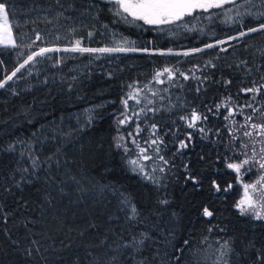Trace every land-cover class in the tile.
I'll return each mask as SVG.
<instances>
[{
  "label": "trees",
  "instance_id": "obj_1",
  "mask_svg": "<svg viewBox=\"0 0 264 264\" xmlns=\"http://www.w3.org/2000/svg\"><path fill=\"white\" fill-rule=\"evenodd\" d=\"M61 3L63 7L55 0H9L10 20L20 25L14 31L25 38L18 40L21 47L0 48V79L40 48L60 51L36 57L0 89V264H111L113 256L115 264H160V257L185 239L190 244L177 253L179 264H191L192 249L199 250L197 264H216L223 241L232 249L226 257L230 264H256V250L264 251V220L241 216L234 205L243 185L264 175L256 163H264V136L252 128L264 123V93L253 100L252 93L241 91L264 84V32L239 33L264 20H237L235 10L226 12L229 4L157 27L124 23L109 11L107 0ZM37 32L43 39L32 43ZM123 38L130 43L121 45ZM77 40L84 48L149 51H64ZM209 44L213 46L205 48ZM164 68L173 70L172 77L164 73L154 79ZM128 85L140 92L125 110L122 100L132 91ZM249 103L257 108L255 114L244 107ZM193 109L207 119L188 128L180 117H190ZM122 113L131 119L119 125ZM249 115L254 118L246 124ZM249 131L253 135L245 136ZM118 135L125 137L121 143L127 152L115 146ZM180 141L188 147L180 149ZM253 150L255 161L242 169L237 182L225 164L249 158ZM133 159L159 184L132 171L128 162ZM188 175L199 183L186 180ZM213 180L222 188L234 187L217 192ZM124 199L135 204L137 217L128 219ZM204 207L213 216H203ZM143 232L151 238L137 251L116 250L133 237L143 238Z\"/></svg>",
  "mask_w": 264,
  "mask_h": 264
},
{
  "label": "snow or ice",
  "instance_id": "obj_2",
  "mask_svg": "<svg viewBox=\"0 0 264 264\" xmlns=\"http://www.w3.org/2000/svg\"><path fill=\"white\" fill-rule=\"evenodd\" d=\"M56 4L60 7H63V4L61 3V0H55ZM107 3L111 5L109 8V11L113 14L114 17H118L121 21L127 24H135L136 21H143L144 24L147 25H154V26H162V25H171L178 21H183L185 17L193 16L194 13L198 11L202 12H209L211 9H221L223 10L225 8V5H232L231 8H228L226 10L227 13H231L233 10L236 12V18L237 20L242 21L245 17L248 19H255L257 21L264 20V0H243L241 3L240 0H107ZM72 5L69 3L68 7L70 8ZM217 13H212V15H216ZM14 15V14H13ZM58 15L63 16L64 13L60 12ZM129 17L131 19L129 20ZM228 22H233V18L231 15H228L227 17ZM19 24H13L10 20V7H9V0H0V48L4 49H16L18 47H21L18 43V40H23L25 38L24 35H18L14 29H19ZM161 31H163V28H160ZM254 32H264V23H258V27H249L247 29V32H240V36H245L248 33H254ZM89 37H91L93 34L89 32ZM42 35L37 32L35 34V40L32 41V43H35V41L42 40ZM229 39H233L230 37ZM130 41L127 40V38H123L121 41V45L129 44ZM218 43H223V41H218ZM81 42L80 40L75 41V44L71 48H65L64 51H71V52H88V53H120V52H135V51H144L148 52L149 49H137L135 47H124V46H117V47H105V48H84L80 46ZM27 47H31V44L26 45ZM213 45H205V48H210ZM53 51H60V49L56 48H40L39 51L32 52L31 55L27 57V59L24 60V63L21 64L18 68L15 69L11 73V75H5L3 79H0V89H5L8 87V82L12 81L14 77H16L17 73L20 72L22 68L25 67V65L29 64L30 62H35L36 57L44 56L45 53L53 52ZM171 52V49L168 50ZM193 52H200L202 49H192ZM162 55L164 53H161ZM189 53L185 52L184 55H188ZM0 63H3V61H0ZM241 63H245L244 61H241ZM178 71V69L176 70ZM164 73H167L169 78L173 75V70L170 68H164L161 71H157L155 73L154 79H158L160 76H162ZM180 75H184L183 73H180ZM185 79H188L187 76H185ZM262 80H264V77H261ZM162 82V81H160ZM226 84L231 83V81H225ZM130 93L128 94L127 98L122 100V104L124 105L125 110L128 109L129 104L128 101L132 99H136V97L139 95L140 90L135 89L133 85H128ZM13 93H15V89H12ZM245 94L252 93V99H256L257 94L264 93V84L255 85L250 88H244L241 90ZM155 95V93H154ZM228 100H231V97L228 98ZM222 101L221 104L216 105L217 108H220L222 104H225L228 102ZM244 107L250 108L252 112L255 114L257 112V108L253 107L251 103L244 105ZM240 109H236V111H239ZM88 111V110H86ZM233 114V110L229 109V115L231 116ZM121 115H124V119H120L118 121L119 125H123L128 122V120L131 119V117H128L124 113ZM261 117H264V112H261ZM229 117H225V119H228ZM253 116L249 115L246 117V124L251 122L253 120ZM181 120H185L187 122L188 128H195L197 125V122L201 119H207V117H202L200 113H198L195 109L192 110L190 117L181 116ZM153 130H155L156 125L152 126ZM252 128L258 129L259 131L256 132V135L264 136V123L259 124H252ZM137 131L139 132V126H137ZM200 131L203 133L204 129H200ZM131 135V133H129ZM245 136H252V132H245ZM115 139V146L117 148L124 147L125 151L127 152V146L122 144L121 142L125 139L124 136L118 135ZM159 138H157L158 140ZM188 139L191 140V134H189ZM157 140H152V145L157 144ZM133 143H136L135 140H133ZM160 143H163L162 140H160ZM137 147L139 145L137 144ZM188 147V144H186L184 141H180V149H185ZM13 146H8V151H12ZM144 148H140L141 153H145ZM157 153H159L160 149L159 147L156 148ZM179 151V149H178ZM261 153H264V147L261 148ZM246 155V154H245ZM256 152L253 150L252 156L243 160H240L239 162H228L225 164V167L229 170H232L236 173V179L237 182L241 180V174L242 169L245 168L246 165H249L253 161H255ZM143 159H150L147 155L143 156ZM160 161L163 162V164L167 165L168 161L164 159L163 156L159 157ZM225 160L229 159L228 157L224 158ZM261 160H264V156H261ZM131 164L132 171L139 172L140 174H143V179L150 180L154 184H159V180L154 178V176L149 175L145 172L144 167L139 164L138 159H133L128 162ZM256 163L259 164V169L264 171V163H261L259 161H256ZM33 168L36 167V161L33 160L32 162ZM187 165H185V168L187 169ZM250 170V169H249ZM25 172L28 171V169H24ZM160 172H164L165 169L161 167L159 169ZM23 179V177L21 178ZM186 180L191 181L194 185L199 183V180L196 176L188 175L186 177ZM30 182V181H29ZM212 185L215 188L217 192H228L230 189L234 187L233 184H228L227 187L222 188L221 185L216 181H212ZM15 186L19 187L20 182L16 181ZM264 191V175H261L257 181L251 184H244V195L243 197L234 205V207L238 210L239 214L241 216H250L253 219L256 220H264V197H261L259 200L254 199L253 195L250 193H255L258 190ZM122 205L128 210V219L131 220L139 215L138 209L131 201L124 199L121 201ZM159 203L161 204H167V200H160ZM0 211H3L2 206H0ZM175 215V214H173ZM202 215L205 217H211L213 216V212L209 210L208 207H204L202 210ZM7 219V216H5V220ZM169 236H172V233H169ZM140 237H133L129 241H125L123 245H117V249L119 250L121 247L124 249L131 248L133 251H137L140 247L144 244V239L151 238L149 237L147 232H143L140 234ZM207 238H205V241ZM205 241H201V243H204ZM33 245H35V241L32 242ZM168 243L171 245L172 241L169 240ZM190 244V241L188 239L183 240V243L180 247H176L173 245V251L172 253H165L163 256L160 257V264H179L180 256L177 255V253H183V249L187 247ZM250 247H255V245L250 244ZM232 251V249L229 246L228 241L220 242V248L217 249V261L216 264H230L229 260L226 258L228 253ZM36 252L39 253V249H36ZM198 249H192L191 253L193 256V260L191 264H197V257H198ZM33 254V249L28 248L26 249V255L31 257ZM254 261L256 264H264V251L257 249L254 256ZM116 262V256L112 257L111 264H115Z\"/></svg>",
  "mask_w": 264,
  "mask_h": 264
},
{
  "label": "rangeland",
  "instance_id": "obj_3",
  "mask_svg": "<svg viewBox=\"0 0 264 264\" xmlns=\"http://www.w3.org/2000/svg\"><path fill=\"white\" fill-rule=\"evenodd\" d=\"M68 46H70V47H73V45H68ZM81 46V45H80ZM47 47V46H46ZM46 47H44V48H46ZM51 47H56V46H51ZM81 47H84V46H81ZM124 47H126V46H124ZM103 48H105V47H103ZM109 48V47H108ZM250 184L252 183V182H249ZM250 194H252L253 195V198L254 199H257V200H259L261 197H264V191H258V192H256V193H250ZM262 194V195H261ZM243 195H244V189H243V192L241 193V195H240V198H239V200L243 197ZM261 196V197H260Z\"/></svg>",
  "mask_w": 264,
  "mask_h": 264
},
{
  "label": "water",
  "instance_id": "obj_4",
  "mask_svg": "<svg viewBox=\"0 0 264 264\" xmlns=\"http://www.w3.org/2000/svg\"><path fill=\"white\" fill-rule=\"evenodd\" d=\"M46 48H57V47H51V46H47ZM71 48V47H70Z\"/></svg>",
  "mask_w": 264,
  "mask_h": 264
}]
</instances>
